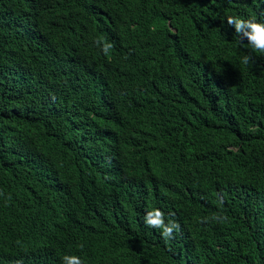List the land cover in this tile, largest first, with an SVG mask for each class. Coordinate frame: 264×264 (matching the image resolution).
<instances>
[{"label":"trees","instance_id":"obj_1","mask_svg":"<svg viewBox=\"0 0 264 264\" xmlns=\"http://www.w3.org/2000/svg\"><path fill=\"white\" fill-rule=\"evenodd\" d=\"M228 15L264 0H0V264H264V56Z\"/></svg>","mask_w":264,"mask_h":264},{"label":"clouds","instance_id":"obj_2","mask_svg":"<svg viewBox=\"0 0 264 264\" xmlns=\"http://www.w3.org/2000/svg\"><path fill=\"white\" fill-rule=\"evenodd\" d=\"M227 25L234 28L236 40L238 43L247 41V45L253 53L264 56V22H259L255 18H242L239 15H228L226 17ZM95 43L101 46V50L106 56L110 54L114 47L113 43L108 42L104 38H100ZM253 61V57L245 54L241 57V64L248 65ZM144 223L150 227L160 230L162 238L167 242L174 237V233L180 230V225L169 218L165 221V213L159 208H152L147 210L144 214ZM208 222H223L227 219L226 215L221 213H213L211 217L201 218ZM82 249L83 244L79 245ZM62 264H83V261L77 255L66 254L61 258Z\"/></svg>","mask_w":264,"mask_h":264}]
</instances>
